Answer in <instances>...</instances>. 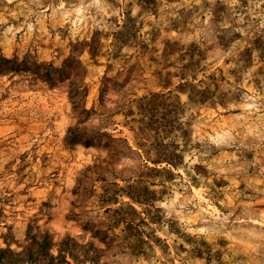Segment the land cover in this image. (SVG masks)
Returning a JSON list of instances; mask_svg holds the SVG:
<instances>
[{
    "label": "rangeland",
    "instance_id": "374dc122",
    "mask_svg": "<svg viewBox=\"0 0 264 264\" xmlns=\"http://www.w3.org/2000/svg\"><path fill=\"white\" fill-rule=\"evenodd\" d=\"M0 264H264V0H0Z\"/></svg>",
    "mask_w": 264,
    "mask_h": 264
}]
</instances>
